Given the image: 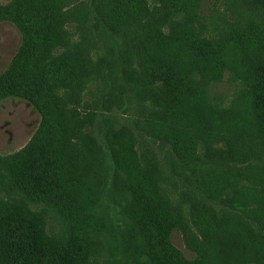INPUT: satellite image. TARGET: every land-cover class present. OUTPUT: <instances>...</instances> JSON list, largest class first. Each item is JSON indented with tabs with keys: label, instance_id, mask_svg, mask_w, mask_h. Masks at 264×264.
<instances>
[{
	"label": "trees",
	"instance_id": "16d2710c",
	"mask_svg": "<svg viewBox=\"0 0 264 264\" xmlns=\"http://www.w3.org/2000/svg\"><path fill=\"white\" fill-rule=\"evenodd\" d=\"M64 2L12 0L7 6L0 4V21L12 22L22 37L16 56L0 76V98H24L40 115L31 141L10 157V169L0 171V192L53 210L68 228L61 238H53L26 209H1L0 264H87L88 237L73 225L93 213L94 171L107 154L113 166L123 164L126 179L140 166L132 156V144L125 155L114 159L124 147L115 143L116 151L111 152V137L118 132L108 134L110 114L127 112L133 99L136 129L169 147L179 163L174 164V171L189 169L196 174L199 141H218L226 147L232 166L213 167L224 172L219 174L223 178H207L210 173L219 176L207 168L199 172L207 200L222 201L237 186L253 196L251 226L239 224V231L225 220L215 222L201 203L191 205L190 217L206 235L208 245V250L197 247L193 264H264V50L248 56L239 76L249 109L244 123L237 125L220 119L216 99L205 98L207 86L221 80L223 64L204 48L205 42L197 39L192 27H182V21L188 20L183 11L190 1L88 0L90 17L110 42L97 64L80 47L71 50L63 38ZM177 15L180 20L164 34L162 22ZM174 28L180 33L187 29V50L197 52L193 61L185 62L171 51L180 37ZM96 74L102 81L101 95L109 90L113 96L107 101L94 100L89 111L80 110L81 93L86 83L98 79ZM129 155L133 158L122 161ZM144 173L145 183L125 180L121 186L129 202L125 212L131 224L125 237L128 264H187L169 242L172 230L184 231L175 209L161 201L157 185L146 169ZM207 221L209 225H201Z\"/></svg>",
	"mask_w": 264,
	"mask_h": 264
},
{
	"label": "rangeland",
	"instance_id": "374dc122",
	"mask_svg": "<svg viewBox=\"0 0 264 264\" xmlns=\"http://www.w3.org/2000/svg\"><path fill=\"white\" fill-rule=\"evenodd\" d=\"M12 0H0V4L7 6ZM88 0H65L63 9L62 35L68 46L76 49L80 47L94 64L103 57L105 44H110L103 30L94 22V18L87 9ZM189 6L184 12L187 21H182L192 27L197 39L205 42L204 48L211 50L217 61L223 64V75L220 81L207 86L206 99H216L220 107L217 116L222 120L236 121L237 125L244 123V117L249 109V97L246 94L243 82L239 76L244 73V64L257 53L264 50V0H188ZM153 4V0H149ZM68 4V5H67ZM67 5V6H66ZM91 16V17H90ZM181 16L171 18L170 22H162L160 29L164 34L172 31L170 25L178 22ZM186 19V18H185ZM191 24V26L189 25ZM174 30H176L174 28ZM177 31V30H176ZM178 32V31H177ZM183 33V37H182ZM182 42L172 44L171 51L177 58L185 62L194 60L197 52L189 54L187 29H183ZM21 33L10 21H0V76L7 70L21 45ZM119 45V39L114 38ZM189 44V42H188ZM213 63L210 62V66ZM90 80L81 93L80 110L89 111L94 100L107 101L113 96L110 91L101 95L102 81ZM101 80V79H100ZM135 100H131L126 109L110 114L111 121L108 134H118L111 137V152L116 151V144L123 145L118 154L125 155L127 148L132 144V156L139 163L138 170L131 171L126 179L123 164L113 166L110 156L93 173L91 181L93 193L96 190L95 201L92 204V215L82 218L79 224H74L78 233L88 237L86 249L87 264H128L125 256V237L131 228L126 216L129 204L127 198L121 193V186L125 180H144L146 169L150 180L157 185L156 191L161 201L175 209L182 230H172L169 242L178 251L187 264L195 262V252L198 246L208 250L206 235L204 236L196 227L190 217L191 205L201 203L202 207L215 222L225 220L232 228L239 231V224L250 228V210L253 196L242 191L237 186L229 189L227 197L222 201L207 200L203 195L200 183L202 182L200 170H224L232 166L226 147L222 142L213 141L204 144L199 141L195 154L194 167L196 174L188 169L182 173L180 169L174 171L178 161L170 153L169 147H164L153 139L145 136L134 125ZM40 124V115L37 110L24 98L6 96L0 98V171L10 169V157L19 153L31 141ZM225 151V154L224 152ZM127 156L122 161L127 162ZM192 165V163H191ZM144 168V169H142ZM6 172V171H5ZM226 172V171H225ZM244 172H248L247 170ZM94 175H96L94 179ZM233 173L231 176H235ZM205 177V175H203ZM222 175L215 176L210 173L207 178L214 181ZM206 178V179H207ZM149 183H152L148 181ZM147 182V184H149ZM218 188V185L214 186ZM120 189V190H119ZM93 197V198H94ZM93 200V199H91ZM242 205H244L242 207ZM246 206V207H245ZM24 208L28 214L39 221L45 233L53 238H61L67 228V223L53 210L43 205L29 202L22 196L8 195L0 192V210L6 208ZM22 210V209H21ZM198 225V224H197ZM202 226L209 225L208 221L201 222ZM202 229V228H201ZM261 233V229L257 230ZM202 235H201V234ZM203 236V237H202Z\"/></svg>",
	"mask_w": 264,
	"mask_h": 264
}]
</instances>
